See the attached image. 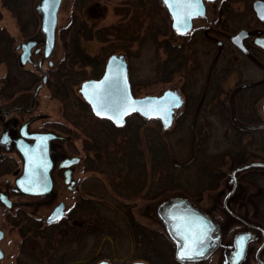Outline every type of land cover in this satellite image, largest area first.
I'll return each mask as SVG.
<instances>
[{
	"label": "rangeland",
	"instance_id": "1",
	"mask_svg": "<svg viewBox=\"0 0 264 264\" xmlns=\"http://www.w3.org/2000/svg\"><path fill=\"white\" fill-rule=\"evenodd\" d=\"M20 1L22 6L19 4V23L10 11L2 7L0 1V28L5 29L13 37L14 46L30 38L37 39L39 33V20L35 17L33 9L38 0ZM99 1L100 4L98 6L85 10L89 6L86 5L83 8L84 12L82 9L77 12L76 8L78 6L72 5L73 0H64L58 14V32L70 22L73 13L77 14L87 27L94 26V31L100 30L105 33L106 41L98 42L92 40L82 43V47L87 54L103 58V64L110 55L123 54L127 61L128 79L131 93L134 97L159 96L164 91L171 90L177 92L183 99V106L177 110L169 128H163L158 120L156 122L155 119H146L147 122L138 115H132L126 119L130 134L137 124H141L143 127L145 125L148 128H145L144 134H149L150 143L152 141L155 142L152 140L155 135V138L166 149L167 154L170 155L172 162L185 166L186 164L188 165L192 156V147L194 148L192 141L190 139L186 140L187 134L190 131L193 133L197 130L199 133H206L209 135V152L220 155L215 159L212 167L216 169L217 173H227L233 158L231 154L222 156L221 153L226 154L228 142H225V140L229 139L228 136L232 137L233 135L229 131L231 125L228 113L229 96L243 82L261 80L263 75L257 68L240 60L237 55H233L236 60L234 61L235 68H232L231 61L228 60L231 58V51H224L226 59L212 62L213 56L217 54V48L202 39L199 28L206 26V24H213L220 32L227 31L229 33L242 28L252 29L257 26V20L251 8L252 2L247 5L245 0H215L213 3L207 4L206 19L194 21V29L196 28L199 31V41H196L194 48L198 52L197 59L201 64L197 65V61L192 62L191 58L193 57L194 59V56H191L189 49L183 50L184 54L187 53L185 61H189L187 63L190 68L189 74L192 76L194 72L192 79L196 82L183 83L185 80L184 73L188 68L184 67L185 64L181 65L179 59L181 55L175 54L181 53V48L178 49L173 46L183 45V42L186 41V36L176 35L175 32L170 30L167 13L164 7L160 5V0H145V2L142 0ZM258 26L260 25L258 24ZM21 27L23 30H21ZM115 29L119 32L128 31V37L132 35L134 39L117 40L114 36ZM214 34L217 37L213 39L224 42L227 45L228 42L224 41L227 34H219V32H214ZM211 38L210 35L209 39ZM57 43L58 47L57 45L55 46L52 56L46 59V61L53 59L52 67L58 65L63 55L61 42L58 41ZM38 44L42 46L41 40ZM170 47L177 50H172ZM16 52L19 53V50ZM174 57L176 68L167 71V58ZM40 59L41 56H37L35 61L38 62ZM42 68L49 73L50 68L46 63L43 64ZM215 68L220 79L219 83L216 84V86L219 85L218 89L216 88L219 92L215 97L211 96L212 93H210V97L207 100H211L213 107L210 112H207L210 106L204 108L207 100L205 103L202 102L205 98L203 95L208 87L204 81L208 71L211 72ZM15 73L20 76L19 85L26 89L25 93L29 101L34 93V87L41 82L42 72L27 64L20 72ZM6 74V67L1 64L0 80ZM80 84L73 87V97L82 99L79 93ZM35 101L37 103L35 111L50 117L46 123L47 126L50 125L53 128H57L60 132L66 134L67 137L71 136L72 140L71 138L68 139L71 140L68 148L71 152L81 157L82 163L77 166V173L74 176V178L82 179L80 190L68 193L61 189L59 199L64 201L66 212L80 197L92 200L93 204L99 209V222L101 223L99 225L102 226V229L100 228L101 231L94 235L89 232L86 242L84 240L81 242L74 240L69 242L68 237H65V239L61 238L58 245L53 246L51 244L49 250L47 245H45L46 240L44 238H39L38 235L29 239L31 237L30 233L24 228L22 229V234H24L27 242L23 248L24 251L21 253L20 263L73 264V262L79 260H87V263L84 264H96L100 261H110L113 264H131L139 261H146L149 264H177L173 259L175 246L168 239L167 232L155 215V208H157L161 199L180 194L197 202L200 208L208 210L210 204L216 198V191L212 192L206 187L205 190L199 189L200 191L195 193L190 190V187H187L188 183L197 182L194 167L183 171L182 175L180 172L181 180L179 185L176 186L177 190H173L174 188L170 189L166 195L158 199H154L156 194L151 191L150 193L143 192L139 197L126 200L127 198L122 195L123 191L118 190L120 194H117L114 190L119 185L124 187L122 176L116 172L117 168L110 169L105 164L101 168H97L95 165V152L87 151L84 148L86 145L85 141H89L88 138L83 131L73 126L70 121L65 120V117L62 116L61 103L57 99L52 98L47 87L36 94ZM74 109L77 113H80L79 108L73 107ZM74 113L76 112L74 111ZM92 127V125H87L88 129ZM253 139L261 145L258 137L254 136ZM206 153H208L207 149ZM202 163L207 166V163ZM251 174L257 175L254 177L258 178L257 181L264 186V175H259V173ZM243 176H249V174H244ZM110 181L114 185H111ZM121 186L119 187L120 189H122ZM252 190L253 192H260V189L257 188ZM250 202V215L257 221L264 223V199L252 198ZM43 213H46V211ZM159 214L162 215V211H159ZM84 221L87 222L88 226L90 225L91 229L96 219L94 220V217L87 216ZM132 224H134L133 227ZM37 246L46 251L42 257L40 255L36 257L37 249L39 250ZM52 247H54L55 251L57 248L58 252H53L51 250ZM17 254L15 251L14 255ZM30 255L32 256L28 257ZM89 258L91 261H88ZM6 264L13 263L6 262Z\"/></svg>",
	"mask_w": 264,
	"mask_h": 264
},
{
	"label": "flooded vegetation",
	"instance_id": "2",
	"mask_svg": "<svg viewBox=\"0 0 264 264\" xmlns=\"http://www.w3.org/2000/svg\"><path fill=\"white\" fill-rule=\"evenodd\" d=\"M142 1L145 2V0ZM214 1L215 0H202L205 7V14L203 16L192 18L190 30L186 33L178 34L172 28V18L168 9L163 4L162 0H160V5L164 7L167 13L170 30L175 32L176 35L182 37L186 36V41L183 42V45L173 46L174 48H181V53L175 54L181 55V65L185 64L184 67L188 68L184 73L185 80L183 83L196 82L192 79L194 72L192 73V76L189 74L190 68L189 64H187L189 61H185V55L187 53L184 54L183 50L189 49L191 56H194V59L193 57L191 58L192 62L197 61V65L201 64L197 59L198 52L194 48L196 41H199V31H201L200 36H202L203 40L205 39L206 42L215 45L217 48V54L213 56L212 62L226 59L224 57V51H231V58L228 60L231 61L232 68H235L234 61L236 60L233 55H237L240 57V60L257 68L264 78V49L257 46L255 43L257 37H264V20H259L254 12L257 26L252 29H246L250 34L242 41L246 53H243L230 41V36L237 33V31L231 33L227 31L220 32L213 24H206V26L200 27L199 31H197L196 28L194 29V21L201 19L205 20L207 4L213 3ZM63 2L64 0H62L61 5ZM80 2L81 0H73L72 5H81ZM99 4V0H88L84 7L89 5L85 9L89 10L90 7L98 6ZM84 7H82V11ZM35 17L37 18V16ZM258 24L260 26H258ZM214 32L227 34L224 41L229 44L227 43V45H225L224 42L213 39L217 37ZM210 35L212 37L211 39H209ZM206 36H208V38H206ZM37 40H41L39 33ZM170 48L172 50H177L172 47ZM31 52L32 63L29 64L39 69L37 65L38 62L35 61V58L37 56L42 57V46L37 44ZM17 54L18 52L16 53V56ZM50 61L52 62V60ZM45 63L49 68L53 65V62L52 65H49V60H44L41 68ZM43 71L48 77V71ZM218 76L216 68L211 72L208 71L204 81L208 87L203 95L205 98L202 102H206L210 97V93L215 96L218 94L219 91L217 89L219 85L216 86L220 80ZM263 78L258 81L243 82L242 85L250 83L259 84L248 88H240L239 86L231 92L229 96L228 113L231 124L229 131L232 132L233 135L232 137L228 136L229 139L225 140V142H228V150L226 154L221 153V155L228 156L231 154L233 158L232 164H230V169L227 173H217L208 180L209 182L214 183L213 187L209 188V190L212 192L216 191V198L208 208L210 212L207 209L204 210L200 208L198 206L199 204L194 202L202 211V214L214 222V229L210 233L201 234V237L205 236V238H211L214 245L212 251L203 258H194L192 260H178L174 255L173 259L177 264H264V223L252 218L249 211L251 205L250 199H264V186L257 181L258 178L254 177L257 175L251 173L264 175V167H249L237 172L234 176L231 175V172L234 169L243 165L249 163L264 164V111L262 109L264 102ZM41 84L42 81L34 87V90ZM46 84L47 83H45L37 93L45 88ZM25 90L26 89L23 88L19 92H16L13 97L9 96L6 99L0 98V101H3L0 102V264H6V262L21 264L19 259L27 242L24 234H22V229L24 228L30 233L31 237H29V239L38 235L39 238H44L46 240L45 245H47L49 250L51 244L53 246L58 245L60 238L59 222L66 217L68 212H66L64 201L59 199L60 190L62 189V191H67L68 193L76 192L80 190L82 184V179L74 178L75 173H77L76 168L82 162L72 167V178L78 181V188L73 191H70L64 184L63 173L65 169L59 167L63 159L71 156H78L68 148L72 140L71 136L67 137L66 134L60 132L57 128H53L50 125L47 126L46 123L49 121V115L37 113L35 111L37 103L35 101L32 104V97L28 101ZM7 91L10 93V86L7 87ZM249 126L261 128L250 129ZM45 133L55 135V138L50 140L48 145L49 159L51 162L49 173L51 175L52 188L50 192L44 195H31L25 192H20L16 188V181L23 173L24 161L21 152L19 151V147H21L24 142H34V140L29 137L30 135ZM254 136L258 137V141L261 145L253 139ZM69 138H71V140H68ZM208 146L210 145L207 143L206 149L208 155L213 156L212 163H215V159L220 155L209 152L210 149ZM235 161L236 163H234ZM244 174H249V176H243ZM201 182L205 183V177L202 178ZM255 188L260 189V192H253L252 189ZM202 190H205V188ZM60 203L64 204L62 217L58 220L47 222L52 215L54 208ZM44 211H46V213H43ZM71 220L73 221L74 219ZM70 235L74 236V234ZM88 236L89 233L83 236L82 239H79L78 242H81L82 240L86 242ZM167 237L171 241L168 235ZM240 237H243L244 239L242 242L238 243ZM68 239L69 242H72L73 238L68 236ZM19 241L20 243H18ZM38 248L40 251L37 249L38 253L36 254V257L39 255L42 257L46 251L40 249V247ZM51 250L54 252V247H52ZM15 251L18 253L17 255H14ZM57 252L58 249L56 248L55 253ZM31 256L32 255L28 257ZM55 258H57V256H55ZM88 261H91V259L89 258ZM107 262L113 264L110 261ZM139 262L149 264L146 261ZM84 263H87V260L73 262V264Z\"/></svg>",
	"mask_w": 264,
	"mask_h": 264
},
{
	"label": "trees",
	"instance_id": "3",
	"mask_svg": "<svg viewBox=\"0 0 264 264\" xmlns=\"http://www.w3.org/2000/svg\"><path fill=\"white\" fill-rule=\"evenodd\" d=\"M0 1L2 7L10 11L19 23L20 16L18 13L19 4L22 6L21 1ZM87 1L81 0V5H77L76 11H81ZM252 1L245 0V3L249 5ZM93 27H87L84 21L73 13L66 27L57 32V39L61 42L63 55L58 65L50 68L46 87L52 98L57 99L61 103L62 116L65 117V120L70 121L73 126L83 131L88 138L89 141H85L86 145L84 148L87 151L95 152V165L97 168H101L104 164L110 169L117 168L116 172L122 176L124 187L119 185L114 190L117 194H120L119 191H123L122 195L127 198L126 200L139 197L143 192L150 193L151 191L156 194L154 199H158L166 195L170 189L174 188L173 190H177L176 186L179 185L181 180L180 172L182 175L183 171L194 167L197 182L188 183L187 187H190V190L195 193H198L199 189L212 188L214 183L208 180L215 176L217 172L212 167L213 156L206 153V144L209 139V135L206 133H199L197 130L193 133L190 131L187 134L186 140L190 139L192 144H194V148L192 147L193 150L191 151L192 156L188 165H177L174 161L172 162L170 155L167 154L166 149L155 138V135L152 138L155 142L152 141L150 143L149 134H144L145 128H148L145 125L143 127L141 124H137L130 134L127 122L124 126L117 127L108 120L96 118L82 99L73 97V87L85 80L100 77L103 71L104 59L98 56H90L82 47L83 42L92 40L98 42L106 41L105 33L100 30L94 31ZM21 30H23L22 27ZM114 36L117 40L134 39L132 35L128 37V31L125 30L119 32L115 29ZM56 45L58 47V43ZM16 53L13 37L5 29L0 28V65H5L7 70L6 76L0 80L1 99H6L9 96L13 97L16 92L23 89V86L19 85L20 76L15 73L23 69L18 64ZM161 66L164 67L165 65ZM167 67V71L176 68L175 57L167 58ZM9 86L10 93L7 91ZM211 96L215 97L214 94H211ZM211 103V100H207L206 105H204V108L210 106L207 112L212 110L213 106ZM73 107L79 108L80 113H77L75 109L73 110ZM144 121L147 120L144 119ZM156 122L158 121L156 120ZM87 125H92L93 127L88 129ZM202 162L207 163V166ZM178 170L179 172L177 173ZM203 177H205V183L201 182ZM112 184L114 185L113 182ZM120 186L122 189L119 188ZM87 216H92L94 220L96 219L91 229L90 225L88 226L87 222L84 221ZM71 219L74 220L72 221ZM99 219V209L93 204V201L86 197H80L68 210L66 217L59 222V242L61 238L65 239L68 236L78 242L79 239H82L89 232H92L93 235L96 234L102 229V226L99 225L101 224ZM133 226L134 224H132ZM70 234H74V236Z\"/></svg>",
	"mask_w": 264,
	"mask_h": 264
},
{
	"label": "water",
	"instance_id": "4",
	"mask_svg": "<svg viewBox=\"0 0 264 264\" xmlns=\"http://www.w3.org/2000/svg\"><path fill=\"white\" fill-rule=\"evenodd\" d=\"M213 1V0H207ZM62 0H38L34 6V12L39 20V34L41 36L42 42V57L38 61V68L41 70L42 84L35 88L34 93L31 98L33 104L34 98L40 88H42L47 81V74L42 70V62L52 56L53 50L56 45V32L58 25V11L60 8ZM163 4L168 9L172 18V28L178 34L186 33L191 28L192 18L203 16L205 14V7L202 0H199V12L200 14L192 15L188 18L187 25L182 23L184 15L190 9L187 8L182 0H173V7L176 8V13L181 17V30H177V20L173 13V7L165 3ZM179 3V6H177ZM253 11L259 20H264V1L254 0L252 3ZM250 34L246 29H241L237 31L234 35L230 36L231 43L239 48L243 53H246L245 48L242 45V41L245 37ZM40 42L35 38H30L25 42L20 43L16 46L20 53L17 55V61L20 66H25L27 63H32L31 60V50ZM257 46L264 49V37H257L255 39ZM38 50V49H37ZM36 50V52H37ZM49 65L52 62L49 61ZM108 80L103 85L110 93L119 94V92L124 88V82L127 83V93L130 95L131 99L136 103L131 106L130 110L125 111L120 115L122 123H117L111 118V113L107 115H98L97 110L94 107L93 101L97 99L96 93L98 89L96 85L98 82ZM259 83H250L240 86V88H248L255 86ZM79 93L83 101L89 106L91 113L100 119H106L110 121L115 126H123L125 124L126 118L132 114H138L145 119H159L163 128H169L173 122V116L176 114L177 110L183 105V99L181 96L171 90L164 91L159 96H144V97H134L131 93L130 84L128 81V67L126 59L123 55H110L104 65L103 72L101 76L97 79L85 80L80 84ZM175 97L179 98L178 103L175 101ZM97 103L99 101L97 100ZM169 104L171 107L169 108ZM264 111V102L262 105ZM148 113V114H146ZM159 113V114H157ZM165 116H167V126L165 123ZM250 129H256L261 127L249 126ZM264 128V127H263ZM34 140L33 143H23L19 147V151L23 157L24 166L23 173L16 181V188L20 192H25L31 195H44L50 192L52 188L51 175L49 173L51 169V162L49 159V141L55 138L53 134H32L29 136ZM80 162L78 156H71L63 159L59 165L60 168H64V184L70 191L78 188V181L72 178V167ZM249 167H264V164L259 163H249L234 169L231 175L234 176L237 172L242 171ZM159 202V201H158ZM158 208V209H157ZM155 208V215L159 218L160 223H162L164 230L171 239L175 246L174 255L178 260H192L200 259L205 257L212 251L213 243L211 238L201 237L202 233H210L214 229V222L211 219L202 214V211L188 197L178 194V196H168L160 200L159 205ZM162 211V215L159 214ZM64 212V204H58L50 218L47 222L58 220L62 217ZM199 242V247L194 246V242ZM184 247L185 251L193 252L192 258L181 259L178 253ZM96 264H111L107 261H100ZM131 264H145L142 262H134Z\"/></svg>",
	"mask_w": 264,
	"mask_h": 264
},
{
	"label": "snow or ice",
	"instance_id": "5",
	"mask_svg": "<svg viewBox=\"0 0 264 264\" xmlns=\"http://www.w3.org/2000/svg\"><path fill=\"white\" fill-rule=\"evenodd\" d=\"M166 4H169L170 7H173V0H165ZM182 3L189 8L190 10L186 12L184 15L182 23L187 25L188 18L192 15L200 14L199 12V0H182ZM179 6V3H177ZM173 13L177 20V30H181V17L176 13V8L173 7ZM108 78H105V81L98 82L96 88L98 89L96 93L97 99L93 101L94 107L97 110L98 115H107L111 113V118L114 119L117 123H122L120 119V115L123 114L125 111L130 110L131 106L134 105L136 102L131 99L130 95L127 93V83L126 80L124 82V88L119 92V94L110 93L106 88L103 87L105 82ZM175 101L178 103L179 98L175 97ZM97 100L99 103H97ZM171 104H169V108ZM148 114V113H146ZM159 114V113H157ZM165 123L167 126L168 120L167 116H165ZM243 237L239 238L238 243L243 241ZM195 247H199V242H194ZM181 259H187L193 257V252L185 251L184 247H181L180 252L178 253Z\"/></svg>",
	"mask_w": 264,
	"mask_h": 264
}]
</instances>
